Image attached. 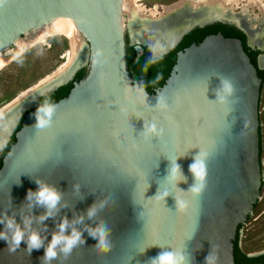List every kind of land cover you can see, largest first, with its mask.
Segmentation results:
<instances>
[{"label": "water", "instance_id": "95a60500", "mask_svg": "<svg viewBox=\"0 0 264 264\" xmlns=\"http://www.w3.org/2000/svg\"><path fill=\"white\" fill-rule=\"evenodd\" d=\"M120 1L0 0V51L29 31L67 18L92 57L85 79L55 103L51 127L35 128L36 109L23 114L70 82L74 69L17 107L5 119L16 120L4 133L0 125V232L7 233V222L14 220L26 237L37 232L43 240L31 254L23 241L13 252L0 240V264H44L45 248L65 220L63 235L81 232L85 243L67 258L58 246L51 264H150L172 250L185 254V264H234L238 229L261 187L256 69L239 40L210 36L178 52L165 85L154 94L144 88V95L127 72ZM212 22L163 32V40L147 37L143 46L151 58L165 57L184 35ZM135 44L138 59L144 51ZM223 78L232 81L235 96L217 103ZM153 122L163 134L141 135ZM13 136L15 143L3 156ZM198 153L205 154V187L193 193L189 166ZM175 163L185 180L178 173L168 177ZM36 181L61 193L50 214L35 197L28 199L29 191L38 189ZM89 212L95 214L89 218ZM102 222L109 229L106 252L98 247Z\"/></svg>", "mask_w": 264, "mask_h": 264}, {"label": "flooded vegetation", "instance_id": "af4514ba", "mask_svg": "<svg viewBox=\"0 0 264 264\" xmlns=\"http://www.w3.org/2000/svg\"><path fill=\"white\" fill-rule=\"evenodd\" d=\"M199 1L196 6H194L191 2L187 1V3H184L183 5L180 4L179 6L175 7L176 10L172 8L169 12L164 13V15L169 16L173 13L172 11L174 10L175 13L171 16L175 14H177L178 16L174 21L168 19L165 24L162 23L163 25H160V28L156 31L164 30V33H167L171 30L178 31L181 29H185L186 27L191 26L193 24H197V22L198 24L201 22H205L209 20L207 18H216L222 16L221 19H212L213 22L203 28L196 27L191 30L189 33L183 36L176 48L184 41L185 38L189 39V44L185 48L187 49L193 45H199L207 37L216 35H221L223 37V32H227L228 30L233 31L234 33H237L242 37L241 41H239L242 44L243 51L249 58L251 64L256 69L257 77L260 80V94L258 102V159L261 177V187L259 191V198L253 208L251 215L248 217L247 221L238 229L234 241L236 245L235 250L237 251H235L234 253V264H264V0H237V3L232 5L230 1L226 0H202L201 2ZM251 1L253 3H250ZM243 2L246 3L244 4ZM233 9L235 10V13H232ZM213 27L215 29L217 28L214 33L208 32L204 35V33L197 32L205 31L208 28ZM165 35L166 34H164L162 37H164ZM138 36L139 35H137L136 38ZM199 39L202 40L201 42L199 41L200 43L198 42ZM226 39L238 40L235 37H230ZM127 41L129 42V40ZM135 45V43L133 45L129 44V46L132 47L133 50ZM140 45L143 48V54L147 53L151 57L150 52L145 46H143V42ZM185 49H183L182 51H184ZM5 54L6 51L1 54L2 57L3 55L5 56ZM79 71L74 73L72 80ZM35 85H32L29 88H32ZM43 87H40V89ZM28 89H26L25 91H27ZM40 89L36 90L35 92L39 91ZM38 101H36L27 112L37 109L36 103ZM10 102L3 106L8 105ZM0 104H2V102ZM249 241H254L259 246V249L255 252L244 251V247L247 246L246 243Z\"/></svg>", "mask_w": 264, "mask_h": 264}, {"label": "rangeland", "instance_id": "374dc122", "mask_svg": "<svg viewBox=\"0 0 264 264\" xmlns=\"http://www.w3.org/2000/svg\"><path fill=\"white\" fill-rule=\"evenodd\" d=\"M121 1L122 2L119 3V23L124 43L126 44V41L129 40V42H127L130 45H133L136 42H134L133 38H136L137 35H139L138 43H142L144 41L143 36L145 33H149V31L151 33L154 30V34L156 30L160 28V25L167 22L168 18L165 17L166 15H164L163 12L165 7L168 8L174 6L186 0H142L140 2H134V0ZM226 1H230L231 5L237 3V0ZM124 2L127 4L129 3V9L123 6ZM243 3L245 4L246 2ZM232 11V13H235L234 9ZM76 33V43L74 46L69 39L64 36L56 35L47 39L43 44L35 45L1 68L0 103L2 102V104H0V108L32 85L38 84L39 81L47 76L52 79L44 86L50 85L58 79H62L67 76L70 71H73V69L75 72L84 69L88 75L92 66L90 48L85 38L77 30ZM32 34V31L28 32L23 35L18 42L26 41L32 36ZM16 53L17 47L14 44L9 47L5 56L3 55L2 57L0 54V57L6 59L10 56L13 57ZM19 105L21 104H14L12 108H8L3 112L0 115V124L5 118L7 119V117H9ZM27 113L28 112L26 111L23 115ZM246 245L244 251L247 252H255L259 249V246L254 241H249Z\"/></svg>", "mask_w": 264, "mask_h": 264}, {"label": "clouds", "instance_id": "9594fccd", "mask_svg": "<svg viewBox=\"0 0 264 264\" xmlns=\"http://www.w3.org/2000/svg\"><path fill=\"white\" fill-rule=\"evenodd\" d=\"M155 58H151L149 63H154ZM145 70H147V64L145 65ZM161 77H157L160 79ZM140 91L146 95L144 91V85L141 83L139 85ZM235 96V87L232 81L228 78H223L220 80V87L216 90V101L217 103H227L232 97ZM158 100H162V98H158ZM157 107L160 106L158 103ZM57 105L52 102L50 99H45L43 103L39 104L34 116H35V128L37 129H45L52 126L53 117L56 112ZM163 134V129L159 128L156 122L147 123L144 127L141 135L145 137H159ZM205 154L198 153L194 157V162L189 166V171L194 177V184L190 187L188 191L193 193H200L203 191L205 187V177H206V164L205 159L202 156ZM178 173L182 180H185V177L182 175L180 166L175 163L174 166H170L169 176ZM167 177V178H168ZM181 180V181H182ZM38 185V189L35 192L31 190L28 193V199L35 197L36 204L40 206H44L47 210L56 208L57 204L61 199V193L53 186L48 184L36 181ZM181 191V190H179ZM183 192V191H181ZM158 194L154 197L156 198ZM95 213L89 212V218H91ZM46 217H41V219H45ZM3 223V221H0ZM68 226L67 221H63L59 226V232L53 233L52 239L45 248V254L42 257L44 264H51L52 260L57 259L58 252L57 247H60V253L63 254L65 258L71 255L74 248L82 245L85 241L82 239V233L77 232L75 230L72 231L70 235H63ZM8 232H0V240H3L9 246L10 251H15L20 247L21 242H25L27 244V250L29 254H31L32 250H38L43 247V240L37 232H32L27 235L24 229L20 228L16 225L14 220H9L6 224ZM97 235L99 236L98 247L101 251L109 250V241H108V233L109 229L107 224L101 223L97 228ZM9 232L11 235H9ZM185 254L177 251H162L158 254L157 257L151 259L150 264H185Z\"/></svg>", "mask_w": 264, "mask_h": 264}, {"label": "trees", "instance_id": "16d2710c", "mask_svg": "<svg viewBox=\"0 0 264 264\" xmlns=\"http://www.w3.org/2000/svg\"><path fill=\"white\" fill-rule=\"evenodd\" d=\"M216 30L217 28L215 29L213 27V28H208L205 31H197V32L204 33L205 35L208 32L214 33ZM223 37L225 38L235 37L240 41L242 39V37L239 34L234 33L231 30H228L227 32H223ZM201 39H199L198 42L199 41L201 42L202 41ZM188 44H189V39L185 38L184 41L175 50L169 53L167 56L159 58V59H155L154 63H149V60L151 59L149 54L144 53L140 58L136 59L133 48L130 47L129 43L126 41L125 58H126L127 72L129 74V77L135 82L143 83L146 91L150 94H154L156 90L162 88L165 85L167 79L169 78L171 70L176 62L177 52L185 49L188 46ZM146 64H147V70H145ZM86 76H87L86 71L84 69H81L70 83L59 88L52 95H49L47 97L40 99L36 103V106L38 107V105L43 103L45 99H50L52 102L57 103L58 101L67 98V96L69 95L70 91L73 88V85L75 83L81 82L83 79H85ZM158 76L161 78L157 79ZM20 128H21V124L17 126L16 132ZM14 143H15V138L13 136L10 142L8 143L5 151L3 152V156L8 153L10 147ZM1 166H2V162L0 160V169H1ZM235 247L236 245L234 243V253L236 251ZM236 259H237V256H236Z\"/></svg>", "mask_w": 264, "mask_h": 264}, {"label": "bare ground", "instance_id": "6f19581e", "mask_svg": "<svg viewBox=\"0 0 264 264\" xmlns=\"http://www.w3.org/2000/svg\"><path fill=\"white\" fill-rule=\"evenodd\" d=\"M133 1V0H132ZM142 0H134V2H140ZM187 1L191 2L194 6H196L198 4V0H186L184 2H181L180 4L183 5L184 3H187ZM216 1H219V0H216ZM122 2V1H120ZM250 3H253L252 1ZM180 4H176L174 6H171V7H168L163 10L164 13H167L170 11V9L174 8L176 10L175 7L179 6ZM125 8L129 9V3H125L124 2V5H123ZM124 11V10H123ZM130 12V11H129ZM174 14L175 11L173 10L172 11ZM153 13V12H152ZM154 14V13H153ZM171 14V15H172ZM171 15L169 16H165L166 18H169V17H172ZM152 16V15H151ZM222 16L220 17H216V18H207V19H221ZM203 21V20H202ZM198 23V22H197ZM167 29V28H166ZM170 29V28H169ZM76 26L75 24L73 23V21H71L70 19H67V18H58V19H55L53 20L52 22H49L47 23L46 25H43L41 27H38L34 30H32L33 34L30 38H28L26 41H19L16 40L14 42L15 46L17 47V53L16 55H14L13 57L10 56L9 58H6V59H3L0 57V69L3 68L4 66H6L8 63H10L11 61H13L17 56H19L20 54L26 52L27 50L31 49L32 47H34L35 45L37 44H43V42H46L47 39L53 37V36H56V35H60V36H64L65 38L69 39L71 44L74 46V44L76 43ZM154 31V30H153ZM152 31V32H153ZM164 31V30H163ZM163 31H156L154 34L153 33H145L144 34V39L145 38H150V39H153V40H156L157 39H162L163 35L161 36H158L159 33L163 32ZM30 32V31H29ZM27 34V33H26ZM157 34V35H156ZM158 36V37H157ZM139 37L137 38H133L134 42H138ZM167 36H165V38L163 39H166ZM21 39V38H20ZM162 39V40H163ZM13 44V45H14ZM74 49V47H73ZM8 49H5L4 51H0V54L4 53L5 51H7ZM66 77V76H65ZM65 77H63L62 79H64ZM52 78L47 76L46 78L42 79L41 81H39V83L37 85H35L34 87L32 88H29L27 91H24L22 93H20L16 98H14L8 105L6 106H2L0 108V115L6 111L8 108H12L14 106V104H18L20 103L21 105L27 101V99H29L31 96H33L34 94L38 93L39 91L53 85L54 83L58 82V81H61L62 79H58L57 81H55L54 83H51L50 85H47L45 87H43L46 83H48ZM40 87H43L40 89ZM40 89L39 91L35 92L36 90ZM33 94V95H31ZM31 95V96H30ZM30 96V97H29ZM29 97V98H27ZM25 98V99H24ZM24 99V100H23ZM22 100V101H21ZM18 102V103H17ZM20 106V105H19ZM18 106V107H19ZM6 119V118H5ZM11 119V120H10ZM9 121L8 120H4V122H2L1 124H3L1 127H3L4 129H2V132L4 133L6 128L7 127H10L14 124L15 122V118H10ZM8 121V122H7ZM0 124V125H1ZM1 136V134H0Z\"/></svg>", "mask_w": 264, "mask_h": 264}, {"label": "crops", "instance_id": "0c3cea01", "mask_svg": "<svg viewBox=\"0 0 264 264\" xmlns=\"http://www.w3.org/2000/svg\"><path fill=\"white\" fill-rule=\"evenodd\" d=\"M16 58H17V57H16ZM11 62H12V61H11ZM18 95H19V94H18ZM18 95H17V96H18ZM17 96H16V97H17ZM16 97H15V98H16Z\"/></svg>", "mask_w": 264, "mask_h": 264}]
</instances>
